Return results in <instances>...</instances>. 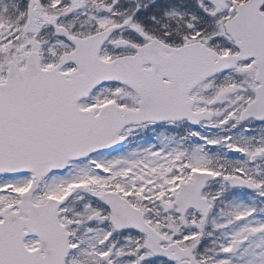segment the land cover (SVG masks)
Returning <instances> with one entry per match:
<instances>
[{
  "label": "snow or ice",
  "instance_id": "obj_1",
  "mask_svg": "<svg viewBox=\"0 0 264 264\" xmlns=\"http://www.w3.org/2000/svg\"><path fill=\"white\" fill-rule=\"evenodd\" d=\"M0 264H264V0H0Z\"/></svg>",
  "mask_w": 264,
  "mask_h": 264
}]
</instances>
